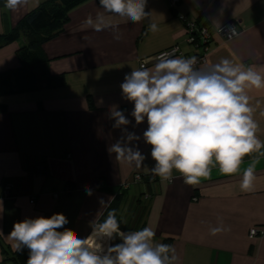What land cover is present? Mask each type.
<instances>
[{
  "label": "crops",
  "instance_id": "1",
  "mask_svg": "<svg viewBox=\"0 0 264 264\" xmlns=\"http://www.w3.org/2000/svg\"><path fill=\"white\" fill-rule=\"evenodd\" d=\"M43 1L27 0L15 10L0 4V33ZM146 10L155 12L152 21L158 31L145 35L147 21L134 24L116 18L117 40L112 30L96 32L84 24L87 16L102 11L98 0L73 8L62 31L42 46L48 75L63 77L64 84L0 98V104L7 105V112L0 113V264H15L10 259L12 242L6 239L15 222L62 213L69 220L66 228L87 236L90 222L103 221L110 211L125 222L122 231L151 227L154 242L175 247L176 264H264V236H248L251 228L264 229V157L256 166L254 191L242 192L240 174L226 176L213 168L210 179L190 186L174 172L176 179L162 183L145 168L118 163L108 151L121 136L109 118L110 107L117 105L132 121L128 130L141 137L133 143L147 157L144 165H155L151 146L143 140L147 122L135 126L133 104L122 98L120 85L127 73L140 68L141 59L173 44L186 57L194 54L184 42L179 16L206 23L212 32L235 21L236 36L224 40L213 33L207 60L197 67L233 54L237 62L264 65V0H180L174 9L167 0H148ZM22 43L20 38L0 47V72L19 66L16 52ZM249 95L257 135L264 141V89H252ZM255 155L245 157L241 170ZM135 174L142 179L134 182ZM6 184L11 185L10 194L1 198ZM109 197L114 199L101 209L100 199ZM221 222L230 231L211 235L210 229ZM120 242L117 238L111 244Z\"/></svg>",
  "mask_w": 264,
  "mask_h": 264
},
{
  "label": "clouds",
  "instance_id": "2",
  "mask_svg": "<svg viewBox=\"0 0 264 264\" xmlns=\"http://www.w3.org/2000/svg\"><path fill=\"white\" fill-rule=\"evenodd\" d=\"M25 3L27 0H4V7L15 10ZM147 3L148 0H99L102 11L87 16L84 24L96 32L112 30L117 40L121 37L116 18L134 24L147 21L145 35L155 33V12L146 10ZM236 34L233 27L230 38ZM177 51L161 52L152 67L145 66V62L127 73L120 85L122 98L133 104L135 126L147 122L143 140L151 146L155 165H144L147 157L133 143L141 137L128 130L132 121L117 105L110 107L109 118L114 121L112 127L121 130V136L109 146V154L130 168L147 169L162 183L176 179L175 172L184 184L196 186L210 179L213 168H218L222 175L240 174L242 192L254 191L264 141L257 135L259 125L249 92L264 89V65L237 62L233 54V58L223 57L197 67L196 56H176ZM253 154L256 155L248 166L241 170L245 157ZM86 192L92 194L89 186ZM111 199L114 197L107 201L101 198V209L107 208ZM68 223L62 213L26 217L14 223L6 239L17 253L28 249L26 264H176L178 260L173 245L154 242L156 232L151 227L122 231L121 224L125 222L117 219L115 211L108 212L103 221H91L87 236L66 228ZM223 231L230 228L222 222L210 229L211 235ZM117 238L120 243H109Z\"/></svg>",
  "mask_w": 264,
  "mask_h": 264
},
{
  "label": "trees",
  "instance_id": "3",
  "mask_svg": "<svg viewBox=\"0 0 264 264\" xmlns=\"http://www.w3.org/2000/svg\"><path fill=\"white\" fill-rule=\"evenodd\" d=\"M86 1L88 0H45L27 12L12 29L0 33V47L23 39L16 52L19 66L0 72V94L26 92L64 84L63 77L55 78L48 75L47 60L42 54V46L62 31L68 21L70 10ZM0 4L4 5V0H0ZM196 22L198 25H207L200 23L199 20ZM87 100L89 107H92L90 96ZM4 112H7V105L0 104V113ZM165 243L169 244L167 241ZM10 259L15 264H26L28 249L25 248L19 253L13 251Z\"/></svg>",
  "mask_w": 264,
  "mask_h": 264
},
{
  "label": "built area",
  "instance_id": "4",
  "mask_svg": "<svg viewBox=\"0 0 264 264\" xmlns=\"http://www.w3.org/2000/svg\"><path fill=\"white\" fill-rule=\"evenodd\" d=\"M167 1H168L170 8H175L177 4L180 2V0H167ZM179 17H180V20L184 23V27H185L184 42L185 44L193 48L194 54L192 56H196L198 58L197 66L204 64L207 60L209 45L211 43V38H212L213 33L219 35L224 40H230L234 37V36H231L230 38L231 29L233 27L235 28V31L237 33L235 21H228L222 24L221 26L216 27L214 31L212 32L210 28L208 27V25H198V23L195 20L194 21L188 20L186 19L185 16H179ZM173 49H178V51L175 53L176 56H180V55L184 56V53L182 49L180 48V46L178 44H173L172 46L165 48L147 58L141 59L139 61L140 67L142 64H145V62H147L145 66H147V64L151 62H155L154 58L158 56L161 52H172ZM184 57L190 58L191 56L189 57L184 56ZM141 179H142L141 174H135L132 180L134 182H137V181H140ZM122 186L127 187V183L123 184ZM10 189H11L10 184L4 185L2 192H1V198L9 196ZM52 196L54 198H58V193H53ZM148 197L149 195H145V198H148ZM34 199L35 198L32 197V199L30 200V203H33ZM248 236L249 238L264 236V229L251 228L249 230Z\"/></svg>",
  "mask_w": 264,
  "mask_h": 264
},
{
  "label": "rangeland",
  "instance_id": "5",
  "mask_svg": "<svg viewBox=\"0 0 264 264\" xmlns=\"http://www.w3.org/2000/svg\"><path fill=\"white\" fill-rule=\"evenodd\" d=\"M7 95H11V94H0V98H3L5 96H7Z\"/></svg>",
  "mask_w": 264,
  "mask_h": 264
}]
</instances>
